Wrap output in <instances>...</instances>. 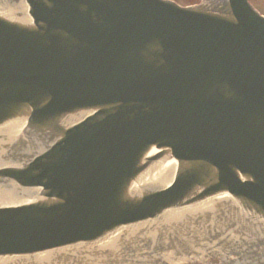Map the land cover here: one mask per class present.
I'll use <instances>...</instances> for the list:
<instances>
[{"label":"water","instance_id":"obj_1","mask_svg":"<svg viewBox=\"0 0 264 264\" xmlns=\"http://www.w3.org/2000/svg\"><path fill=\"white\" fill-rule=\"evenodd\" d=\"M220 195L264 220V17L247 0H0V259L176 209L217 227ZM124 244L98 253L120 262Z\"/></svg>","mask_w":264,"mask_h":264},{"label":"rangeland","instance_id":"obj_2","mask_svg":"<svg viewBox=\"0 0 264 264\" xmlns=\"http://www.w3.org/2000/svg\"><path fill=\"white\" fill-rule=\"evenodd\" d=\"M256 4L258 10L264 14V0H252Z\"/></svg>","mask_w":264,"mask_h":264}]
</instances>
